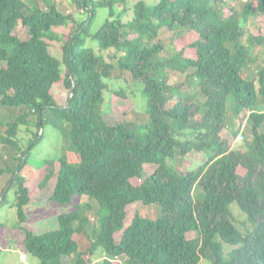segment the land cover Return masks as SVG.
Segmentation results:
<instances>
[{"label": "trees", "instance_id": "trees-1", "mask_svg": "<svg viewBox=\"0 0 264 264\" xmlns=\"http://www.w3.org/2000/svg\"><path fill=\"white\" fill-rule=\"evenodd\" d=\"M68 1L86 21L54 2L45 9L0 0V107L12 111L0 119V142L18 153L12 165L0 155V178L11 174L9 184L17 175L19 221L27 223L25 208L52 182V202L86 197L99 207L96 223L87 204L61 216L58 230L39 236L23 227L26 250L41 264H264V64L248 73L253 51L264 48V33L253 31L264 0H244L241 11L230 0L138 2L129 21L116 11L127 0ZM104 8L109 18L93 33ZM61 28H69L62 37ZM163 30L172 34L168 47ZM117 70L141 85L146 124L107 122L106 81ZM170 72L186 78L172 84ZM60 86L70 97L75 87L65 105L54 97ZM49 125L65 145L59 159L37 162L45 170L39 177L31 154ZM225 131L242 134L243 144L235 148ZM145 166L156 167L147 178ZM135 179L144 180L136 186ZM139 203L161 207L162 216L130 217L127 209ZM234 208L246 216V232ZM223 243L234 248L228 256ZM98 253L105 259L94 263Z\"/></svg>", "mask_w": 264, "mask_h": 264}, {"label": "rangeland", "instance_id": "rangeland-1", "mask_svg": "<svg viewBox=\"0 0 264 264\" xmlns=\"http://www.w3.org/2000/svg\"><path fill=\"white\" fill-rule=\"evenodd\" d=\"M29 4L39 5L46 9V1L54 2L59 6V10L65 14L75 15L80 22L87 20L88 15L86 11L78 9L73 2L68 0H25ZM98 1V0H96ZM126 6H118L116 11L121 15L123 21H129L133 16V5L138 2H145L149 6H156L160 0H127ZM231 5L237 8V11H241L244 5V0H230ZM109 18L108 9H100L97 14L96 21L92 27V32L95 33L99 28L103 26L106 20ZM258 30H253L255 34L260 32L264 33V19L256 20ZM69 28H61L57 30V33L62 37L63 33H68ZM17 35L22 40L27 39V29L22 25H19ZM172 34L167 30H163L160 35V40L168 47L171 43ZM57 45V42H55ZM88 46L98 49V44L95 42H88ZM168 49V48H167ZM54 54L62 58L61 51H56ZM171 51L168 49L164 54L165 58L171 57ZM253 62L250 63V70L248 73L258 71L262 67L264 59V48H258L253 51ZM171 83L175 84L182 82L186 75L170 72ZM109 86V91L105 93V112L106 120L110 125H116L121 121L134 120L138 124H146L148 121L147 116V100L142 92V87L139 83L132 80L131 76L127 73H123L119 70L113 73L110 80L106 81ZM118 92H123L126 96L123 98L118 95ZM54 97L58 104L65 105L70 97V93L64 87H59L54 90ZM233 99L229 100L232 103ZM12 111L8 108L0 107V119L9 121ZM35 129V128H34ZM245 128H243L244 131ZM36 130V129H35ZM246 131V130H245ZM44 134L41 143H37L36 148L32 151L31 166L29 169L39 177H42L45 173L44 169H39L37 162L44 160H55L61 157L65 141L61 138L60 134L55 132L52 126H47L45 131H40V134ZM224 135L229 138L232 145L236 148L243 144V137L240 134L238 137H233L230 131H225ZM31 137V136H29ZM26 138L24 141H26ZM0 155L2 157V164H14V158L18 157V153L11 147L0 142ZM193 167L199 166L198 161H193ZM181 166L183 158L179 157L177 161ZM183 168V167H182ZM156 167L145 166V178L150 176ZM11 178V174L5 175L0 178V191L3 188H7L8 182ZM144 178V179H145ZM143 179V180H144ZM143 180L135 179L133 183L136 186H140ZM53 182L47 186V188L37 195L38 199L32 200V203L26 208L27 223L21 224L19 221L18 211L16 204L18 202L17 189H10L6 201L0 203V264H41L40 260L31 255L25 248V233L22 230L23 227L34 232L36 235H43L51 231L59 229V218L63 215L72 213L75 211L78 205L85 206L89 204L90 208H85V215L91 220V223H96L98 219V208L96 204L90 201L88 198H75L71 204L61 205L50 200L52 192ZM40 191V190H39ZM86 207V206H85ZM137 211L144 217L151 219H158L162 216L161 207L157 205L144 206L142 204L132 205L127 209L128 215L133 217ZM233 213L239 228L246 232L251 226L247 223L246 216L238 209L234 208ZM246 223V225H245ZM244 224V225H243ZM82 246L89 244V241L85 238L80 240ZM226 256L234 249L228 244L223 243ZM105 259V254L98 253L93 259L94 263H100ZM66 264H75L73 260H67ZM120 264H128L125 259L119 260ZM200 264H212L209 259H203Z\"/></svg>", "mask_w": 264, "mask_h": 264}, {"label": "water", "instance_id": "water-1", "mask_svg": "<svg viewBox=\"0 0 264 264\" xmlns=\"http://www.w3.org/2000/svg\"><path fill=\"white\" fill-rule=\"evenodd\" d=\"M70 73H71V71H70ZM74 92H75V87H73L71 97L73 96ZM71 97H70V99H71ZM16 177H17V175H15V176L13 177V180H15ZM13 180L7 185V188H6V189L3 191V193L1 194V196H0V203L4 200V198H5V196L7 195L8 191L11 189L12 184H13Z\"/></svg>", "mask_w": 264, "mask_h": 264}, {"label": "crops", "instance_id": "crops-1", "mask_svg": "<svg viewBox=\"0 0 264 264\" xmlns=\"http://www.w3.org/2000/svg\"><path fill=\"white\" fill-rule=\"evenodd\" d=\"M28 206H29V205H28ZM28 206H27V207H28ZM27 207H26V208H27ZM26 208H25V210H26Z\"/></svg>", "mask_w": 264, "mask_h": 264}]
</instances>
